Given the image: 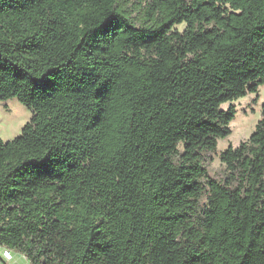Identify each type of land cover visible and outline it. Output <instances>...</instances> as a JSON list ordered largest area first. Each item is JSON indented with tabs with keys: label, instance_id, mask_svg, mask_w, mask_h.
<instances>
[{
	"label": "trees",
	"instance_id": "16d2710c",
	"mask_svg": "<svg viewBox=\"0 0 264 264\" xmlns=\"http://www.w3.org/2000/svg\"><path fill=\"white\" fill-rule=\"evenodd\" d=\"M263 85L264 0H0V101L32 111L0 138V247L264 264V103L208 168L237 113L223 104Z\"/></svg>",
	"mask_w": 264,
	"mask_h": 264
},
{
	"label": "rangeland",
	"instance_id": "374dc122",
	"mask_svg": "<svg viewBox=\"0 0 264 264\" xmlns=\"http://www.w3.org/2000/svg\"><path fill=\"white\" fill-rule=\"evenodd\" d=\"M177 28L183 30L185 24L178 25ZM263 103L264 85L260 87L259 97L255 93H249L236 101L223 104L222 108L224 110L229 109L233 105L237 113L230 124L232 134L219 140L217 151L212 155V160L208 163L209 172L212 176L220 177L223 174L225 165L220 159V154L230 145L237 147L251 136L261 118ZM31 117L32 111L16 98L0 101V138L8 141L20 135L23 127L30 121ZM0 259L5 264H30L21 254L7 251L1 247Z\"/></svg>",
	"mask_w": 264,
	"mask_h": 264
},
{
	"label": "snow or ice",
	"instance_id": "6c2138e0",
	"mask_svg": "<svg viewBox=\"0 0 264 264\" xmlns=\"http://www.w3.org/2000/svg\"><path fill=\"white\" fill-rule=\"evenodd\" d=\"M38 86H39V84H38Z\"/></svg>",
	"mask_w": 264,
	"mask_h": 264
},
{
	"label": "bare ground",
	"instance_id": "6f19581e",
	"mask_svg": "<svg viewBox=\"0 0 264 264\" xmlns=\"http://www.w3.org/2000/svg\"><path fill=\"white\" fill-rule=\"evenodd\" d=\"M1 264V263H0Z\"/></svg>",
	"mask_w": 264,
	"mask_h": 264
}]
</instances>
